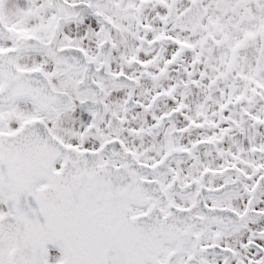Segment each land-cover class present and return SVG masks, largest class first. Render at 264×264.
<instances>
[{
	"label": "snow or ice",
	"instance_id": "obj_1",
	"mask_svg": "<svg viewBox=\"0 0 264 264\" xmlns=\"http://www.w3.org/2000/svg\"><path fill=\"white\" fill-rule=\"evenodd\" d=\"M0 264H264V0H0Z\"/></svg>",
	"mask_w": 264,
	"mask_h": 264
}]
</instances>
